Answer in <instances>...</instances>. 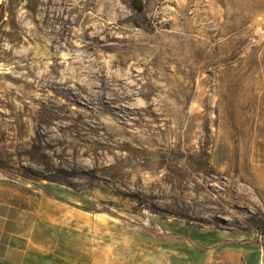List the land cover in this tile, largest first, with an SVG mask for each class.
Wrapping results in <instances>:
<instances>
[{"label":"rangeland","instance_id":"1","mask_svg":"<svg viewBox=\"0 0 264 264\" xmlns=\"http://www.w3.org/2000/svg\"><path fill=\"white\" fill-rule=\"evenodd\" d=\"M0 197L24 264H264V0H0Z\"/></svg>","mask_w":264,"mask_h":264},{"label":"crops","instance_id":"2","mask_svg":"<svg viewBox=\"0 0 264 264\" xmlns=\"http://www.w3.org/2000/svg\"><path fill=\"white\" fill-rule=\"evenodd\" d=\"M20 211L0 197V260L24 264L30 252V242L19 229Z\"/></svg>","mask_w":264,"mask_h":264}]
</instances>
